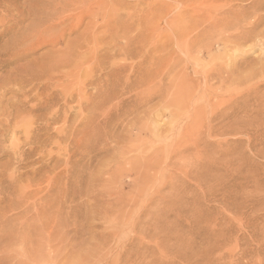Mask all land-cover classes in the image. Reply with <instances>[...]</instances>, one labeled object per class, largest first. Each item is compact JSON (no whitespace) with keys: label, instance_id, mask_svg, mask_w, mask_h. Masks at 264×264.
<instances>
[{"label":"rangeland","instance_id":"374dc122","mask_svg":"<svg viewBox=\"0 0 264 264\" xmlns=\"http://www.w3.org/2000/svg\"><path fill=\"white\" fill-rule=\"evenodd\" d=\"M89 1L0 0V80L17 73L38 82L44 96L21 109L53 92L55 109L46 98L41 114L59 118L15 121L19 105H6L16 94L4 98L0 119L14 116L4 123L11 134L0 125V264H264V41L255 39L264 24L254 28L264 7L242 29L211 18L219 0ZM102 1L126 22L115 56L104 38L94 51L106 31V14L93 11ZM242 32L251 40L242 43ZM78 47L98 59L79 58ZM65 49L79 58L70 69L60 67ZM113 63L117 81L107 73ZM106 90L112 101L94 108ZM36 132L46 133L29 140Z\"/></svg>","mask_w":264,"mask_h":264},{"label":"bare ground","instance_id":"6f19581e","mask_svg":"<svg viewBox=\"0 0 264 264\" xmlns=\"http://www.w3.org/2000/svg\"><path fill=\"white\" fill-rule=\"evenodd\" d=\"M56 1V0H55ZM89 1V0H88ZM92 1V0H91ZM91 1H89V2H91ZM96 1V0H95ZM121 1V0H120ZM154 1H156V0H154ZM223 0H219L218 1V3H216V4H214V10H212V11H210L209 12V15L211 16V18L213 19V20H215V21H227L228 23H237V24H239V26L240 27H242V29H244V26H242V25H244V24H242V20H244L245 21V17L247 16V15H250V14H256V12H257V10L258 9H260V8H262V7H264V0H250L248 3H245L244 1H248V0H231L229 3H226V4H221V2H222ZM63 2V1H62ZM82 2V1H81ZM80 2V3H81ZM84 2V1H83ZM88 2V3H89ZM99 2H100V0H99ZM103 2L104 1H102V5L101 6H99V7H97V9H95V10H93L94 11V13H105L106 14V16L107 17H104V18H106V20H105V22H104V24H102V23H100V24H102L103 25V27L105 26L106 27V31L104 32V34L102 35V36H96V41H95V39H94V43H96V45L94 44V43H90L89 42V44H91V45H93L94 47H95V49H94V51H97L98 50V48H99V46H97L98 45V43H102L103 42V40H104V43H108L109 45H108V49H109V47H111L112 48V55L113 56H115V54H116V51H118V49H120L121 47H119L118 46V44H119V41H118V39H119V37H118V35L121 33V31H120V33L118 32V30H119V26H125L126 25V22H125V24H124V22L122 23V20H123V18H122V20L120 21V19H121V17L120 18H118L119 16H118V14H117V12H116V10H114V9H112V10H110V12L108 11V9H107V7L104 5L105 4V2H104V4H103ZM114 2V1H113ZM236 2H240L242 5L240 6V7H238L237 9H235V4H236ZM57 4L59 3L58 1L56 2ZM55 3V7H57L58 8V6H61V5H57ZM96 3H97V1H96ZM95 2H94V5L96 4ZM245 3V4H244ZM60 4V3H59ZM99 4V3H98ZM97 4V5H98ZM91 5H92V3H91ZM153 5V4H152ZM54 6V5H53ZM78 5H76V7H77ZM93 6V5H92ZM180 6V5H179ZM225 6H227V8H225ZM111 7H112V5H111ZM189 7V6H188ZM51 8H54V7H51ZM91 8V7H90ZM47 8H45V9H43V10H46ZM109 9H111V8H109ZM40 10V9H39ZM48 10V9H47ZM119 10V9H118ZM178 10V9H177ZM180 10V9H179ZM194 10V9H193ZM199 10H200V8H199ZM35 12H36V10H34ZM33 11V12H34ZM38 11V10H37ZM51 11V10H50ZM32 12V13H33ZM20 13L22 14V12L20 11ZM46 13V12H45ZM49 13V12H48ZM51 13V12H50ZM49 13V14H50ZM178 13V12H177ZM21 14H19V16L21 15ZM24 14V13H23ZM36 14H37V12H36ZM41 14V13H40ZM40 14H38V15H40ZM48 14V15H49ZM53 14V13H52ZM51 14V15H52ZM57 14V13H56ZM179 14V13H178ZM30 15H31V13H30ZM29 15V16H30ZM35 15V14H34ZM120 15V14H119ZM16 15H14V19L16 18L15 17ZM29 16H28V19H29ZM36 16V15H35ZM54 16V15H53ZM121 16V15H120ZM189 16V15H188ZM4 17V16H3ZM34 17V16H33ZM33 17H31L30 16V20H32L31 18H33ZM45 17V16H44ZM47 17V16H46ZM132 17V16H131ZM182 17V16H181ZM12 18V19H13ZM20 18V17H19ZM24 18H26V16H24ZM23 17H22V20H21V18H20V21H22L21 23H23V19H24ZM50 18H53V17H50ZM67 18V17H66ZM247 18V17H246ZM41 19V18H40ZM65 19V18H64ZM203 19V18H202ZM260 21L254 26V28H256V27H258V26H260V25H262V24H264V15L263 16H261L260 18ZM19 20V19H18ZM18 20L17 21H15L17 24H20L21 25V23H18ZM37 20V19H36ZM46 20H48V19H46ZM14 21V20H13ZM19 21V22H20ZM26 21H27V19H26ZM50 21V20H49ZM48 21V22H49ZM63 21V20H62ZM125 21H127V20H125ZM197 21V20H196ZM251 21H252V18H251ZM37 21H35L34 23L35 24H37L36 23ZM64 22V21H63ZM131 22V21H130ZM188 22V21H187ZM191 22V21H190ZM200 22V21H199ZM40 23H41V21H40ZM39 22H38V25H36V26H39V24H40ZM71 23V22H70ZM114 23V24H113ZM123 25H122V24ZM192 23V22H191ZM240 23L242 24V25H240ZM24 24H26L25 23V21H24ZM29 24V23H28ZM113 24V25H112ZM227 24V23H226ZM251 24V23H250ZM4 25V24H3ZM41 25H43L42 23H41ZM55 25V24H54ZM195 25V24H194ZM215 25V24H214ZM14 26V25H13ZM16 26H18V25H16ZM29 26V25H28ZM43 26H45V25H43ZM71 26V25H70ZM117 26H118V30H117ZM132 26V25H131ZM234 26V25H233ZM248 26H249V24H248ZM19 27V26H18ZM21 27V26H20ZM20 27L18 28V30L20 29ZM24 27V26H23ZM32 26H30V27H27V28H31ZM215 27V26H214ZM227 27V26H226ZM50 28V27H49ZM52 28V27H51ZM121 28V27H120ZM126 28V27H125ZM141 28V27H140ZM217 28V27H216ZM235 28V27H234ZM34 29V28H33ZM123 28H121L120 30H122ZM249 29V28H248ZM264 29V28H263ZM21 30V31H20ZM19 30V32L21 33V32H23L24 33V30L21 28ZM23 30V31H22ZM28 30V29H27ZM42 27L41 26H39L37 29H35V31L37 32V35H39V33L40 32H42ZM92 30V29H91ZM97 30V29H96ZM138 30H139V27H138ZM234 30V29H233ZM30 31H33L32 29L30 30ZM231 31V30H230ZM26 32V31H25ZM28 32H29V30H28ZM22 33V34H23ZM27 33V32H26ZM100 33V32H99ZM119 33V34H118ZM141 33V32H140ZM239 33V32H238ZM17 34H18V32H17ZM30 34H32L31 35V38H30V41L29 40H27V41H29V45H31L30 44V42L32 41L31 39H33L32 38V36H33V34H36V33H34V31L32 32V33H30ZM228 34V33H227ZM85 35V34H84ZM233 35V34H232ZM28 36H30L29 34L27 35L26 34V36H24V37H28ZM87 36V35H86ZM90 36V35H89ZM111 37V41L109 42L108 40H110V38L107 40L106 38L107 37ZM120 36V35H119ZM139 36V35H138ZM228 36V35H227ZM34 37V36H33ZM84 37V36H83ZM203 37V36H202ZM237 37H239L240 38V40L242 41V43H245V42H247V41H250L251 39V36L249 35V34H247V33H244V32H242V34H240L239 36H237ZM29 38V37H28ZM48 38V37H47ZM46 38V39H47ZM91 38V37H90ZM104 38V39H103ZM204 38V37H203ZM236 38V37H235ZM3 39V38H2ZM27 38H23L22 37V40H26ZM38 39V38H37ZM84 39V38H83ZM92 39V38H91ZM100 39H103L101 42H99L100 41ZM108 41V42H106V40ZM255 39L256 40H261V41H264V30L262 31V32H259L256 36H255ZM50 40L52 41V39L50 38ZM50 40H49V42H50ZM142 40V39H141ZM199 40V39H198ZM253 40V39H252ZM23 41V42H24ZM48 40H46V42H47ZM54 41H55V39H54ZM57 41V40H56ZM56 41H55V45H57L56 44ZM84 41V40H83ZM226 41H227V39H226ZM33 42H34V40H33ZM38 42H40V41H38ZM32 43V42H31ZM35 43V42H34ZM34 43H32V45L34 44ZM50 43H52V42H50ZM58 43V42H57ZM87 43H88V41H87ZM127 43V42H126ZM203 43V42H202ZM227 43V42H226ZM53 44V43H52ZM86 44V43H85ZM103 44V43H102ZM222 44V43H221ZM235 44V43H234ZM233 44V45H234ZM25 45V44H24ZM79 45H80V43H79ZM101 45V44H100ZM127 46H128V44H126ZM216 45H218V44H216ZM241 43H240V47H241ZM35 46V45H34ZM87 46H89V45H87ZM86 46V47H87ZM102 46V45H101ZM104 46V45H103ZM127 46H126V48H127ZM239 46V45H238ZM26 47V46H25ZM69 47V46H68ZM67 47V48H68ZM81 47V46H80ZM94 47H92V50H93V48ZM233 47V46H232ZM250 47V46H249ZM16 48H18V47H16ZM66 48V49H67ZM135 48V47H134ZM206 48V47H205ZM19 49V48H18ZM32 49V48H31ZM66 49H65V51H66ZM70 49V48H69ZM84 49V48H83ZM100 49V48H99ZM103 49H105L104 47H103ZM124 49V48H123ZM24 50V49H23ZM89 50H91V49H89ZM88 50V52H90L91 53V57H94V56H96V58L99 56L98 54L99 53H95V52H91V51H89ZM110 50V49H109ZM108 50V51H109ZM125 50V49H124ZM244 50V49H243ZM242 50V51H243ZM63 51V50H62ZM70 51V50H69ZM71 51H72V49H71ZM74 51V50H73ZM76 51V50H75ZM80 50H79V47L77 48V54H75V55H77L79 58H81L83 55H85L86 53H84L83 51H82V53L81 52H79ZM87 51V50H86ZM76 52H73V53H76ZM88 52H87V54H88ZM98 52V51H97ZM104 52V51H103ZM110 53H111V51H109ZM109 52H107V53H109ZM119 52V51H118ZM117 52V53H118ZM189 52V51H188ZM0 53H2V52H0ZM5 53V52H4ZM12 53H14V52H12ZM27 53V52H26ZM62 53V55H65L64 53V51L63 52H61ZM68 53V50L66 51V55L64 56V58H63V56L62 57H60V58H62L61 60H60V65H58L57 63H56V61L58 62V60H56L55 61V63L54 64H56V65H58V67L60 66L61 68H63V67H68L69 65L71 66V64L72 63H70V60L71 59H73L74 57L76 58L77 56H74V54H72V52H71V54H67ZM89 53V54H90ZM101 53V52H100ZM238 53V52H237ZM246 53V52H245ZM86 54V55H87ZM88 54V55H89ZM18 55H21L22 56V53H20V52H17L16 54H14V55H12L11 57H18ZM98 55V56H97ZM104 55H105V53H104ZM107 55V54H106ZM124 55V54H123ZM2 56V55H1ZM0 56V57H1ZM24 56H25V54H24ZM102 56V55H101ZM110 57H111V55H109ZM108 56V58H110ZM107 57V56H106ZM9 58V57H8ZM14 58V59H15ZM75 58L73 59L74 61H77V60H79V58L78 59H76L75 60ZM88 58H90V57H86L85 59H86V61H87V59ZM96 58H94V59H96ZM104 58V57H103ZM4 59V58H3ZM7 59V58H6ZM85 59H84V61H85ZM98 59V58H97ZM96 59V60H97ZM107 59V58H106ZM230 59V58H229ZM5 60V59H4ZM3 60V61H4ZM89 60H93V59H88V61ZM108 60V59H107ZM0 61H2V60H0ZM7 61V60H6ZM110 61H111V58H110ZM221 62V61H220ZM3 63V62H2ZM70 63V64H69ZM100 63H101V61H100ZM116 63V62H115ZM115 63H113V65L115 64ZM6 64V63H5ZM53 64V65H54ZM74 64V63H73ZM82 64H84V62L82 63ZM82 64H81V66H82ZM93 64V63H92ZM102 64V63H101ZM107 64V63H106ZM1 65V64H0ZM53 65H51L52 67H53ZM86 65V64H85ZM84 65V66H85ZM105 65V64H104ZM115 65H117V64H115ZM115 65H114V67H111L110 66V69H111V71H109V72H107L108 73V75H115V74H117L118 73V71H119V73H120V71L121 70H118L117 69V67H115ZM3 66H4V64H3ZM78 66V65H77ZM123 67V65H120V67ZM1 67V66H0ZM50 67V66H49ZM49 67H47V68H49ZM52 67L50 68V69H52ZM55 67V66H54ZM57 67V71L59 70V68ZM76 67V66H75ZM74 67V68H75ZM83 67V66H82ZM81 67V68H82ZM87 67V66H86ZM94 67V66H93ZM121 67V68H122ZM60 68V69H61ZM69 68V67H68ZM67 68V69H68ZM73 68V67H72ZM72 68H71V70H70V72L72 71ZM80 68V69H81ZM84 68V67H83ZM88 68V67H87ZM119 68V67H118ZM262 68V67H261ZM24 69V68H23ZM54 69V68H53ZM66 69V70H67ZM70 69V68H69ZM76 69H77V67H76ZM75 69V70H76ZM78 69H79V66H78ZM80 69L79 70H76V72H80ZM228 70H229V68H227ZM264 69V68H263ZM49 70V69H48ZM74 70V69H73ZM81 70H83V69H81ZM86 70V69H85ZM90 70V69H89ZM88 70V71H89ZM118 70V71H117ZM122 70H123V68H122ZM259 70H261V69H259ZM46 71V70H45ZM44 71V72H45ZM56 71V68H55V70L53 71L54 73H58ZM68 71V70H67ZM49 73H50V71H48ZM52 72V71H51ZM52 72V74H54ZM61 72V71H60ZM63 72V71H62ZM74 72V71H73ZM82 72V71H81ZM226 72V71H225ZM258 72V71H257ZM260 72H262V70L260 71ZM43 73V72H42ZM46 73H47V71H46ZM49 73H48V75H49ZM72 73V72H71ZM90 73H92V71H90V72H87V74H90ZM1 74V73H0ZM11 74V73H10ZM17 74V73H16ZM15 73L14 74H12V75H9L8 77H6V78H4V79H1L0 80V108L2 107V108H4L3 106H2V104H3V101H5L4 100V98H5V96H6V94L9 92V91H13L15 94H16V96H15V98L14 99H8L7 100V107L8 108H10V109H13L16 105L18 106V108H16V110L14 111V112H17V115H15V121H17L16 120V118L18 117V115L20 116L21 115V117H22V115L23 114H25V116L23 115V117L22 118H25L26 117V113L29 115H31L32 114V120H30L31 122H33L34 124H36V121L38 120L39 121V123H40V120L42 121L43 119H44V121L46 120V121H48L49 122V124L51 123H53L55 120H57V118L58 117H56V116H54V115H51V113L53 114L54 113V111H50V116L49 117H47V118H45V117H43L44 115L43 114H45L44 112H43V114H41V111H42V109H44V108H42V106H43V104L45 103V100H46V98H47V100H46V107L45 108H47V103H48V105L50 104H54V106H56L57 105V102H56V100H55V102L56 103H54V99H56V98H54L52 95H54V94H52L53 92H51V95L49 96V97H46L45 96V100L44 101H42V99L40 100L41 101V103H43V104H41V106H39L38 104H35V103H33V104H35V105H33V106H31L29 103H28V105L29 106H31V107H29L28 109H27V107H25L26 109H27V111H26V109H21V107H20V105L21 104H23V103H26V102H28V101H31V100H35L34 102H38L39 101V95L41 94L40 93V88H41V85H39V83L37 82V81H35V82H37V84L38 85H36L33 81L32 82H30L28 79H25V78H27V77H25L24 76V78H21V77H19L18 75H16ZM19 74V73H18ZM64 74H66V73H64ZM76 74V73H75ZM2 75V74H1ZM19 75H21V74H19ZM37 75V74H36ZM40 75V77L42 78L43 76L41 75V74H39ZM47 75V76H48ZM67 75H69V72H68V74H66V75H63L64 77H66ZM73 75V74H72ZM72 75H70V77L72 78ZM78 75V74H77ZM22 76V75H21ZM33 76V75H32ZM38 76V75H37ZM50 76V79L51 78H54L55 76L53 75H49ZM48 76V77H49ZM74 76H76V75H74ZM89 76H91V75H88V78H89ZM116 76V75H115ZM262 76V75H261ZM2 77H5V76H2ZM35 77V76H34ZM34 77H31V78H34ZM39 77V76H38ZM37 77V78H38ZM39 77V78H40ZM57 77V76H56ZM67 77H69V76H67ZM78 77H79V75H78ZM85 77H86V75H85ZM93 77V76H92ZM92 77H90L89 79H91ZM110 77V76H109ZM117 77H120V76H116L114 79L117 81ZM231 77V76H230ZM29 78V77H28ZM45 78H46V76H45ZM75 78V77H74ZM80 78V77H79ZM79 78H77V81H79L80 83L83 81V79L82 80H80ZM82 78V77H81ZM87 78V77H86ZM35 79V78H34ZM44 79V78H43ZM42 79V80H43ZM47 79V78H46ZM46 79H44V80H46ZM66 79V78H65ZM73 79V78H72ZM79 79V80H78ZM94 79V78H93ZM97 81H99L100 80V78L98 77V78H95ZM102 79V78H101ZM35 80H38L39 81V79H35ZM49 80V79H48ZM95 80V81H96ZM77 81L76 82H74V83H76V85L75 84H72V86L73 85H75V87H77V86H81L82 84H78L77 83ZM86 82H88V81H90V80H85ZM95 81H91L92 82V84L91 85H93V83L95 82ZM114 81V80H113ZM116 81H114L113 83H115ZM206 81V80H205ZM46 83H47V80L45 81ZM54 82V81H53ZM57 82V81H56ZM66 82V81H65ZM73 82V81H72ZM42 83H43V81H42ZM48 83H52V82H48ZM85 83V82H84ZM117 83V82H116ZM86 84V83H85ZM89 84V83H88ZM95 84V83H94ZM28 85H30L32 88H28L27 86ZM52 85H54V84H52ZM98 85V83H96L95 85H93V86H91V87H94L95 86V88L97 87L98 89L100 88V89H102L103 87H104V85H102L101 87H98L97 86ZM116 85V84H115ZM114 85V86H115ZM29 86V87H30ZM35 86H37V87H35ZM38 86H40V87H38ZM42 86H43V84H42ZM44 86H46V84L44 85ZM48 86V85H47ZM49 86H51V84L49 85ZM83 87L85 86L84 84L82 85ZM114 86H111L110 88H112V87H114ZM52 87V86H51ZM51 87H49V88H51ZM82 87V88H83ZM87 87H88V85H87ZM28 88V89H27ZM48 88V87H47ZM47 88H45V91H46V89ZM49 88H48V90H49ZM61 88V87H60ZM81 88V87H80ZM115 88V87H114ZM44 89V88H43ZM41 90H42V88H41ZM54 90V92H56L55 91V89H52V90H50V91H53ZM84 90V91H83ZM83 90H81L80 89V91H78V92H84V94H85V88H83ZM108 90V89H107ZM103 91L101 94H99V96H98V99H96V97L95 96H93V97H95V100H96V103H95V107L94 108H96L97 106H99V107H101L102 106V104L103 105H105L106 104V99L108 98H110L111 96H113L112 94H113V92L112 91H109V92H112V94H110L111 96H109V95H107L109 92L108 91ZM111 90H113V88L111 89ZM69 91H72V90H67V92H69ZM114 92H115V89L113 90ZM43 93H45L44 91H42ZM47 92V91H46ZM73 92V91H72ZM72 92H69V94L70 93H72ZM106 92H108L107 94H106ZM12 93V92H11ZM43 93L41 94L42 96H44L43 95ZM64 93V95H65V97H66V94H68V93H66V91L65 92H63ZM66 93V94H65ZM48 94H50L49 92H48ZM47 94V95H48ZM56 94H58V92L56 93ZM78 94V93H77ZM88 93L86 92V95H87ZM117 94V93H116ZM202 94V93H201ZM46 95V94H45ZM70 95H72V94H70ZM69 95V97L72 99V96H70ZM78 95H82L81 93L80 94H78ZM86 95H84V96H86ZM115 95V94H114ZM52 96V97H51ZM54 96H56V95H54ZM108 96V97H107ZM13 97V96H12ZM81 97V96H80ZM80 97H78V98H80ZM83 97V96H82ZM114 97V96H113ZM85 98H87V96L86 97H84V99ZM89 98V97H88ZM90 98H92V97H90ZM67 99H68V97H67ZM70 100V99H69ZM73 100V99H72ZM81 100H83V98L81 99ZM86 100V99H85ZM90 101L91 100H94V99H89ZM88 100V101H89ZM109 100H111V98L109 99ZM88 101H86V102H88ZM112 101V100H111ZM98 102V103H97ZM105 103V104H104ZM107 103H110L111 104V102H107ZM31 104H32V102H31ZM100 104V105H99ZM27 105V106H28ZM49 105V106H50ZM108 105V104H107ZM6 106H5V108H6ZM26 106V105H25ZM113 106V105H112ZM98 107V109H101V108H99ZM14 108V109H15ZM48 108H50V107H48ZM47 108V109H48ZM51 108H54L55 109V107H52V105H51ZM116 108V107H115ZM10 109H9V111H10ZM66 109V108H65ZM2 110H5V109H2ZM45 110V109H44ZM43 110V111H44ZM49 110V109H48ZM52 110V109H51ZM94 110V109H93ZM97 110V109H96ZM46 111V110H45ZM6 112H7V115H8V111L6 110L5 111V114H6ZM13 112V113H14ZM56 114H57V109H56ZM12 113V111H11V113L9 112V118L13 115L14 116V114ZM48 113V112H47ZM47 113H46V115H47ZM2 114H4L3 113V111H2V113H0V115H2ZM55 114V113H54ZM67 114V113H66ZM48 115H49V113H48ZM61 115V114H60ZM7 116V117H8ZM34 116V117H33ZM65 116V115H64ZM67 117H68V115H67ZM1 118V117H0ZM3 118V117H2ZM5 118V117H4ZM9 118H7V119H4V120H1L0 119V125H2V127L4 126V123H5V126L6 125H8V123L6 124V122H9V124L10 123H12L11 122V120L9 119ZM17 119H21V118H17ZM31 119V118H30ZM59 119V118H58ZM5 120H6V122H5ZM21 120H23V119H21ZM20 120V121H21ZM23 121H25V120H23ZM22 121V122H23ZM27 121V120H26ZM44 121H42V122H44ZM19 122V121H18ZM17 122V123H18ZM28 123H29V121H27ZM30 122V123H31ZM41 122V123H42ZM65 122H67V118H66V121ZM64 122V123H65ZM104 122H106L107 123V121H104ZM16 123V125H18ZM46 123V122H45ZM19 124H20V122H19ZM23 124H24V122H23ZM78 124V123H77ZM15 125V126H16ZM22 125V124H21ZM4 126V128L6 129V127ZM11 126V125H10ZM19 126V125H18ZM17 126V127H18ZM31 125H29V127H30ZM34 126V125H33ZM44 126H45V124H44ZM51 127H52V125H50ZM1 127V128H2ZM38 127V126H37ZM46 128H47V126H45ZM8 128V127H7ZM36 128V127H35ZM44 128V127H43ZM49 128V127H48ZM48 128H47V130H48ZM65 128V127H64ZM10 129V128H9ZM14 129H15V127H14ZM34 129V128H33ZM33 129L31 128V130H32V132H33ZM37 129H40V128H37ZM45 129V128H44ZM62 129V128H61ZM2 130V129H1ZM0 130V131H1ZM36 130V129H35ZM50 130H51V128H50ZM2 131H4V129L2 130ZM10 131H11V133H12V130L10 129ZM10 131H8L7 132V129H6V131L5 132H7V133H9ZM18 131H20V130H18ZM41 130H38L37 132H40ZM43 131V130H42ZM41 131V132H42ZM5 132H2V133H5ZM30 132V131H29ZM36 132V134L35 133H33V135L30 137V139L29 138H27V139H29V140H31V138L32 137H34V140H35V138H37L38 136H39V138H42V136L46 133H44L41 137H40V135L38 134ZM50 131L48 130V133H49ZM1 132H0V135L2 134ZM11 133H9V134H11ZM13 133H15L13 136L15 137V135H16V132H13ZM17 134H18V132H17ZM65 134H67V133H65ZM19 135V134H18ZM68 135V134H67ZM67 135L65 136L66 138H68L67 137ZM2 136V135H1ZM17 136V135H16ZM24 136H25V132H24ZM13 137V138H14ZM19 137V136H18ZM26 137H27V135H26ZM63 137V136H62ZM0 138H2V137H0ZM16 138V137H15ZM44 138V137H43ZM4 139V138H3ZM27 139H25L24 141L27 143ZM38 139V138H37ZM69 139V138H68ZM68 139H66V140H68ZM1 140V139H0ZM18 139H16V142H18L17 141ZM34 140H32L33 142H34ZM40 140V139H39ZM42 140V139H41ZM36 141V140H35ZM38 141V140H37ZM31 142V141H30ZM41 141H38V143H40ZM28 143H29V141H28ZM37 142H35L34 144H36ZM33 143H31V145H32ZM33 144V145H34ZM24 145V144H23ZM29 145V144H28ZM17 146L18 145H16V147L14 148V145H13V149H17ZM21 146V145H20ZM25 147H26V145H24ZM23 146V147H24ZM35 146H37V145H35ZM23 147H21V148H23ZM27 147H29V146H27ZM12 148H11V151L13 150ZM18 149H19V146H18ZM1 150V149H0ZM14 150V151H15ZM21 150V149H20ZM26 150V149H25ZM30 150V149H29ZM3 151V150H2ZM23 152H24V148H23V150H22ZM22 151H21V153H22ZM28 151V150H27ZM31 151L32 152H34L35 150L33 149V147H32V149H31ZM6 152H8V151H6ZM10 152V151H9ZM5 153V152H4ZM13 153V152H12ZM9 155L11 154V153H8ZM14 155H15V153H13ZM13 154H11V156L13 155ZM18 154V152L16 153V155ZM25 154V153H24ZM13 155V156H14ZM21 155V154H20ZM13 156H12V158H13ZM24 156V155H23ZM27 156V155H26ZM15 157H17V156H15ZM19 157V156H18ZM22 157V156H21ZM38 157V156H37ZM11 158V159H12ZM23 158V157H22ZM21 159V158H20ZM68 159V158H67ZM12 160H15V158H13ZM17 160H19V159H17ZM8 162V161H7ZM18 162V161H17ZM5 163V162H4ZM9 163V162H8ZM7 163V164H8ZM10 164V163H9ZM8 164V165H9ZM3 165H5V164H3ZM6 166V165H5ZM4 166V167H5ZM11 165H9V166H7V168L8 167H10ZM3 167V166H2ZM42 184V183H41ZM28 185V184H27ZM38 209V208H37ZM48 213V212H47ZM24 222V221H23ZM39 223V222H38Z\"/></svg>","mask_w":264,"mask_h":264}]
</instances>
